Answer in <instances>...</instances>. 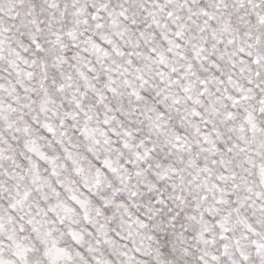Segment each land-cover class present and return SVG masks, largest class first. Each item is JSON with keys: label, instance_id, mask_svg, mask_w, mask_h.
Segmentation results:
<instances>
[{"label": "snow or ice", "instance_id": "1", "mask_svg": "<svg viewBox=\"0 0 264 264\" xmlns=\"http://www.w3.org/2000/svg\"><path fill=\"white\" fill-rule=\"evenodd\" d=\"M0 264H264V0H0Z\"/></svg>", "mask_w": 264, "mask_h": 264}]
</instances>
